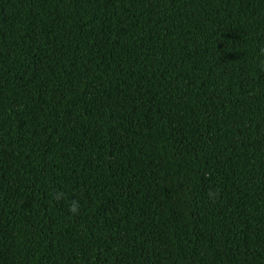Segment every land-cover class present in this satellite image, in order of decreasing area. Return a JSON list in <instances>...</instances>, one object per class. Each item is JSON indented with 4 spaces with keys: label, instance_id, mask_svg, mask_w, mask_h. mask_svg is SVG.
I'll list each match as a JSON object with an SVG mask.
<instances>
[{
    "label": "trees",
    "instance_id": "trees-1",
    "mask_svg": "<svg viewBox=\"0 0 264 264\" xmlns=\"http://www.w3.org/2000/svg\"><path fill=\"white\" fill-rule=\"evenodd\" d=\"M0 264H264V0H0Z\"/></svg>",
    "mask_w": 264,
    "mask_h": 264
},
{
    "label": "clouds",
    "instance_id": "clouds-1",
    "mask_svg": "<svg viewBox=\"0 0 264 264\" xmlns=\"http://www.w3.org/2000/svg\"><path fill=\"white\" fill-rule=\"evenodd\" d=\"M70 211H72V212H76L77 211V205H76L75 202H73V204H72V206L70 208Z\"/></svg>",
    "mask_w": 264,
    "mask_h": 264
}]
</instances>
